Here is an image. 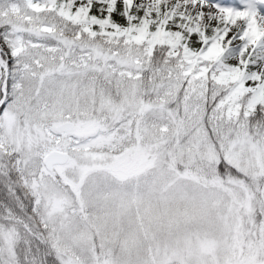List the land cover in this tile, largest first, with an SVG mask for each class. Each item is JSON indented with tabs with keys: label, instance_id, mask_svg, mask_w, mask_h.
Masks as SVG:
<instances>
[{
	"label": "snow or ice",
	"instance_id": "obj_1",
	"mask_svg": "<svg viewBox=\"0 0 264 264\" xmlns=\"http://www.w3.org/2000/svg\"><path fill=\"white\" fill-rule=\"evenodd\" d=\"M0 264H264V0H0Z\"/></svg>",
	"mask_w": 264,
	"mask_h": 264
}]
</instances>
